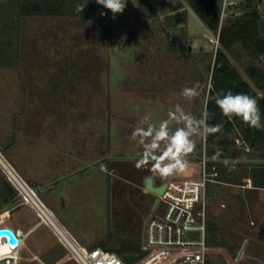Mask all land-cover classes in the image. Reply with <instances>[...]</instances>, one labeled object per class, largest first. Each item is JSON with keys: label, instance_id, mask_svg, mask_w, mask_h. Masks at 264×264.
I'll return each mask as SVG.
<instances>
[{"label": "rangeland", "instance_id": "374dc122", "mask_svg": "<svg viewBox=\"0 0 264 264\" xmlns=\"http://www.w3.org/2000/svg\"><path fill=\"white\" fill-rule=\"evenodd\" d=\"M179 4V11L188 16L186 30H168L162 24L156 34L164 39L187 34L189 51L183 54L158 53L151 47L152 30L147 29L153 21L148 17V1L127 0L123 13L112 14L105 25L79 18L21 16V57L14 66L0 65V148L88 248L100 245L120 255L143 253L153 196L147 197L136 184L142 149L131 140V133L145 116L155 123L166 119L176 103L193 115L197 114L194 107L200 106L198 97L185 101L176 89L146 95L145 87L150 89L158 75H145L143 67L171 63L172 71L177 65L183 68V61L190 67L193 60L199 64L202 51L218 46L217 36L188 0H171L166 12ZM247 60L244 54L241 62L233 58L244 74ZM156 83L161 86L162 81ZM210 83L211 74L208 87ZM3 178L0 171V189ZM230 187L234 193L241 190L237 184ZM262 194L236 227L228 222L241 215V208L225 199L210 201L208 264H264ZM38 219L18 199L13 206L0 209L1 224L29 230ZM210 220L220 226L215 244L209 238L214 237ZM231 227L236 238L242 237L234 245ZM188 237L200 239L201 234L194 231ZM118 243L124 246H109ZM21 254L23 264L34 260L78 264L46 225L29 233Z\"/></svg>", "mask_w": 264, "mask_h": 264}, {"label": "trees", "instance_id": "16d2710c", "mask_svg": "<svg viewBox=\"0 0 264 264\" xmlns=\"http://www.w3.org/2000/svg\"><path fill=\"white\" fill-rule=\"evenodd\" d=\"M147 1L148 17L153 21L147 29L152 30L149 45L158 53L188 52L187 34L182 33L172 39H164L156 34L157 28L162 24L168 30L175 28L186 30L188 16L185 12L179 11L182 5L176 6L175 9L178 11L175 12L173 9L167 13L171 0ZM223 1L188 0L190 7L219 38L215 50L202 51L197 65L194 60L190 62V67L184 61L181 62L184 69L177 65L176 70L169 71L172 67L171 63H168V67L166 64L156 67L149 63L143 67V72L148 76L154 73L158 75L157 79H153L150 89L145 87L147 96L155 95L156 90L162 91L168 88L181 91L185 86L199 85L200 106L197 109L194 107V111L197 112L194 115L200 117L207 111L208 123L219 124L222 127L219 132L208 135L205 140L197 137L196 147L188 158H200L206 154L210 158V165L214 163L218 165L220 181L210 183L209 199L212 202L225 199L230 206L241 208V215L232 217L228 222H231L232 227H236L248 216L245 210L253 207L264 193V130L253 129L239 118L225 117L211 98L228 90L233 93L249 94L258 100L262 123H264V0H237L226 17L222 18ZM82 4L86 5L81 12L77 9ZM21 16L79 18L105 25L111 21L112 12L96 3V0H0L1 66H14L21 57L19 37ZM162 16L165 17L163 22ZM242 54L248 57L243 63L245 74L233 62V58L241 62ZM210 74L211 83L208 87L207 80ZM156 80L162 81L161 86L154 84ZM236 136H240L249 145L250 150H247L245 145H239ZM246 177L252 178L253 187L242 189L241 184H244ZM235 184L241 187L237 193L227 189ZM17 199L16 189L6 178H3L0 209L4 206H13ZM218 218L222 219L221 212ZM217 223L213 220L209 221L210 228L214 230V237H209L212 244L217 243L215 232L217 233V227L220 228ZM232 227L229 231L234 238V245L241 242L242 237L236 238ZM221 239L224 242L225 237L222 235Z\"/></svg>", "mask_w": 264, "mask_h": 264}, {"label": "built area", "instance_id": "2783aa9c", "mask_svg": "<svg viewBox=\"0 0 264 264\" xmlns=\"http://www.w3.org/2000/svg\"><path fill=\"white\" fill-rule=\"evenodd\" d=\"M236 3L237 0L223 1L222 18L226 17L231 6ZM236 142L250 150L240 136H236ZM199 162L201 173L198 177H171L166 181L162 193L151 191L154 199L151 204L152 213L146 221L143 253L128 252L136 254L133 260L128 261L124 257L126 253L120 255L115 250L100 245L88 248L82 244L41 198L38 188L27 181L0 148L1 173L16 189L18 200L30 206L39 217L29 230L0 223V228H10L18 239L14 243L7 234L0 236V264H23L21 252L26 239L31 231L41 225L48 226L78 264H114L115 260H119L120 264H208V190L210 183L220 181V173L216 163L210 165V158L206 154L199 158ZM244 180L242 187H253L251 177ZM194 231L200 232V239L188 237ZM29 264L45 263L34 260Z\"/></svg>", "mask_w": 264, "mask_h": 264}, {"label": "clouds", "instance_id": "9594fccd", "mask_svg": "<svg viewBox=\"0 0 264 264\" xmlns=\"http://www.w3.org/2000/svg\"><path fill=\"white\" fill-rule=\"evenodd\" d=\"M127 0H96V3L110 10L115 16L123 13ZM78 6L83 11L84 6ZM199 85L185 86L180 95L185 101L200 96ZM221 113L228 118H239L245 125L264 130L258 100L246 93H233L231 90L218 93L211 98ZM209 113L200 117L186 112L180 103L167 113V118L159 123L152 122L148 116L139 120L131 133V140L142 149L137 167L151 164L152 170L161 178L180 175L189 167V155L196 147V138H206L221 130V125L208 123ZM173 125H176L173 128ZM114 264H120L115 260Z\"/></svg>", "mask_w": 264, "mask_h": 264}, {"label": "crops", "instance_id": "0c3cea01", "mask_svg": "<svg viewBox=\"0 0 264 264\" xmlns=\"http://www.w3.org/2000/svg\"><path fill=\"white\" fill-rule=\"evenodd\" d=\"M188 159H189V167L185 173L180 174V175H173V176H170L167 178L181 177V176H189L192 178L198 177L201 173V166H200L199 158H198V160H194L193 158H188ZM102 167L104 168L105 165L103 164ZM112 169L114 170V168H112ZM139 169L140 170L137 174L139 176L137 178L138 181L136 180V184L142 189V192H144L147 195V197H148V195H150V196H153L152 198L154 199V194L149 189H147V186H146L147 178L152 177L154 185L163 184L164 182L167 181V178H161L157 173H155L152 170V166L150 163L147 165L140 166ZM48 187L51 188V186H48ZM244 188H251V187H244ZM149 205L151 207V204H149ZM36 223H34L31 227H33ZM35 230L36 229H34L33 231H35ZM109 246H115V248L121 249L124 246V243H118V246H116V244H109ZM110 249H112V248H110ZM131 252H134V251H131Z\"/></svg>", "mask_w": 264, "mask_h": 264}, {"label": "water", "instance_id": "95a60500", "mask_svg": "<svg viewBox=\"0 0 264 264\" xmlns=\"http://www.w3.org/2000/svg\"><path fill=\"white\" fill-rule=\"evenodd\" d=\"M166 182H164L162 185L160 186H156L153 183V178L152 177H148L147 181H146V186L147 189H149L150 191H154L157 193H162L166 187ZM3 234H7L10 238V240L14 243H16L18 241L17 237L15 236L14 232L10 229V228H0V236ZM124 257L128 260L131 261L136 257L135 253H126L124 255Z\"/></svg>", "mask_w": 264, "mask_h": 264}]
</instances>
